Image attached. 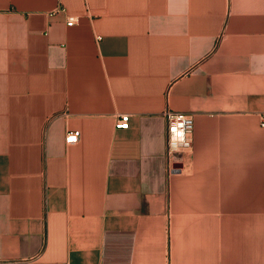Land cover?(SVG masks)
I'll return each mask as SVG.
<instances>
[{
	"label": "crops",
	"instance_id": "0c3cea01",
	"mask_svg": "<svg viewBox=\"0 0 264 264\" xmlns=\"http://www.w3.org/2000/svg\"><path fill=\"white\" fill-rule=\"evenodd\" d=\"M263 113L264 0H0V264H264Z\"/></svg>",
	"mask_w": 264,
	"mask_h": 264
},
{
	"label": "built area",
	"instance_id": "2783aa9c",
	"mask_svg": "<svg viewBox=\"0 0 264 264\" xmlns=\"http://www.w3.org/2000/svg\"><path fill=\"white\" fill-rule=\"evenodd\" d=\"M75 22L76 17L69 16L68 24L73 25ZM165 116L168 122L167 155L170 161V170L181 172L182 168L177 165L183 164L184 155L192 152L194 147V117L191 114L176 112L171 109L165 111ZM261 124L264 127V113L261 115ZM117 126L129 127V114L125 113L118 116ZM78 137L77 131H69L67 134L68 142H76ZM18 263L15 261L12 264Z\"/></svg>",
	"mask_w": 264,
	"mask_h": 264
},
{
	"label": "water",
	"instance_id": "95a60500",
	"mask_svg": "<svg viewBox=\"0 0 264 264\" xmlns=\"http://www.w3.org/2000/svg\"><path fill=\"white\" fill-rule=\"evenodd\" d=\"M177 166H180V164H178Z\"/></svg>",
	"mask_w": 264,
	"mask_h": 264
}]
</instances>
